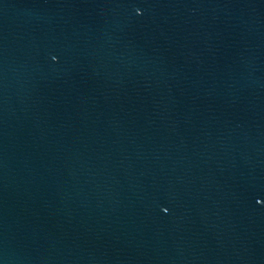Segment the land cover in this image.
I'll use <instances>...</instances> for the list:
<instances>
[{
    "label": "water",
    "instance_id": "obj_1",
    "mask_svg": "<svg viewBox=\"0 0 264 264\" xmlns=\"http://www.w3.org/2000/svg\"><path fill=\"white\" fill-rule=\"evenodd\" d=\"M0 264H264V0H0Z\"/></svg>",
    "mask_w": 264,
    "mask_h": 264
}]
</instances>
